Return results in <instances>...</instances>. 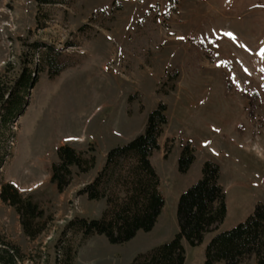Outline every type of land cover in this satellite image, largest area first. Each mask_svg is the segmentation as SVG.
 <instances>
[{
    "label": "rangeland",
    "instance_id": "obj_1",
    "mask_svg": "<svg viewBox=\"0 0 264 264\" xmlns=\"http://www.w3.org/2000/svg\"><path fill=\"white\" fill-rule=\"evenodd\" d=\"M38 42L52 46L63 66L58 74L49 75L44 47L33 48ZM262 44L264 0H69L43 7L36 0H0V77L11 85L26 66L36 74L12 127L0 185L31 194L52 218L29 238L15 209L0 198V235L19 246L18 264H128L178 233L179 197L211 160L220 167L226 217L202 243L183 240L184 264H203L215 233L264 204ZM160 102L168 123L150 162L165 203L154 227L115 244L98 234L64 235L70 219L102 216L105 200L79 198L77 191L105 164L108 149L144 131ZM188 142L197 158L182 173L177 160ZM64 144L95 156L96 165L85 173L73 167L60 192L50 175Z\"/></svg>",
    "mask_w": 264,
    "mask_h": 264
},
{
    "label": "trees",
    "instance_id": "obj_2",
    "mask_svg": "<svg viewBox=\"0 0 264 264\" xmlns=\"http://www.w3.org/2000/svg\"><path fill=\"white\" fill-rule=\"evenodd\" d=\"M69 0H36L38 7L67 3ZM44 47L41 61L48 66L50 76L58 74L63 66L49 44L33 43V48ZM36 81V74L27 66L8 85L0 77V167L9 156L12 127L22 115L27 96ZM167 106L160 102L148 117L144 131L122 145L108 149L105 164L90 182L77 191L91 200L104 199L106 207L99 218L74 217L64 230L82 232L83 239L98 234L110 243H123L138 231H150L162 212L164 197L160 192V178L151 157L159 149L158 139L168 123ZM57 160L51 165L50 181L58 191L66 190L73 178V167L85 173L95 167L96 157L77 151L71 145H61ZM196 149L188 142L178 158V170L187 172L195 162ZM1 169V168H0ZM202 177L179 197L177 220L179 231L169 241L147 253L139 254L128 264H184L185 239L192 246L204 241L207 233L218 230L226 217V193L220 183V167L205 161ZM1 200L15 209L22 230L29 238H36L51 217L33 200L31 194L22 193L13 183L0 185ZM207 243L203 264H240L255 256L256 264H264V204L258 203L253 212L229 230L215 233ZM67 255L69 245H65ZM18 245L0 235V264H18L21 259Z\"/></svg>",
    "mask_w": 264,
    "mask_h": 264
},
{
    "label": "snow or ice",
    "instance_id": "obj_3",
    "mask_svg": "<svg viewBox=\"0 0 264 264\" xmlns=\"http://www.w3.org/2000/svg\"><path fill=\"white\" fill-rule=\"evenodd\" d=\"M226 35H228L229 37H233L234 38V34L231 33V32L226 33ZM180 39H183V37H181ZM259 54L264 56V44L261 45V47L259 49ZM223 63H225V62L224 61H220V62H218V65L219 64H223ZM245 71H247V70H245Z\"/></svg>",
    "mask_w": 264,
    "mask_h": 264
},
{
    "label": "bare ground",
    "instance_id": "obj_4",
    "mask_svg": "<svg viewBox=\"0 0 264 264\" xmlns=\"http://www.w3.org/2000/svg\"><path fill=\"white\" fill-rule=\"evenodd\" d=\"M256 144H258V143H256ZM258 148H259V149H261V148H260V145H258V146L256 147V149H258ZM259 152H261V153H262V155H263V152H262V150H260Z\"/></svg>",
    "mask_w": 264,
    "mask_h": 264
},
{
    "label": "crops",
    "instance_id": "obj_5",
    "mask_svg": "<svg viewBox=\"0 0 264 264\" xmlns=\"http://www.w3.org/2000/svg\"><path fill=\"white\" fill-rule=\"evenodd\" d=\"M83 195H81V196H79V198H81ZM184 240V239H183ZM183 240H182V242H183ZM241 264V263H240Z\"/></svg>",
    "mask_w": 264,
    "mask_h": 264
}]
</instances>
